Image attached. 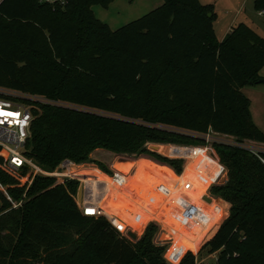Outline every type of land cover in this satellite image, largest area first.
Returning <instances> with one entry per match:
<instances>
[{
  "label": "trees",
  "instance_id": "obj_1",
  "mask_svg": "<svg viewBox=\"0 0 264 264\" xmlns=\"http://www.w3.org/2000/svg\"><path fill=\"white\" fill-rule=\"evenodd\" d=\"M111 1L52 6L0 0V86L104 112L39 105L27 156L53 168L64 157L79 161L101 148L114 157H151L179 173L180 159L147 150L144 143L202 140L167 126L196 133L211 128L264 142L241 92L262 78L263 37L239 23L217 41L214 6L199 0H163L111 29L92 9ZM254 8L264 11V0H254ZM212 156L226 167L227 178L211 191L230 208L202 249L217 253L215 264H264V167L230 145L214 143ZM5 164L0 147V183L12 184ZM75 187L74 181L63 185L37 177L31 187L37 195L19 207H10L0 193V264H170L186 251L178 264H194V247L170 243L162 256L153 223L131 240L105 217L84 216L75 205L57 209L72 201L69 190Z\"/></svg>",
  "mask_w": 264,
  "mask_h": 264
},
{
  "label": "rangeland",
  "instance_id": "obj_2",
  "mask_svg": "<svg viewBox=\"0 0 264 264\" xmlns=\"http://www.w3.org/2000/svg\"><path fill=\"white\" fill-rule=\"evenodd\" d=\"M162 2L163 0H112L107 4V6L94 4L92 9L96 18L108 24L111 29H116L126 24L127 22L153 10L154 8L161 5ZM199 2L201 4H212L214 6L216 16L213 21V27L215 39L217 41H220L225 37L230 26L239 22L248 24L258 35L264 38V20L262 17H260L261 14H259V12L254 8L253 0H199ZM234 20H236V22L232 23ZM258 84L259 86L255 87V90L264 89L263 83H257L254 85ZM253 105V113L255 112L256 114L255 118L263 128L264 132V106L261 105L259 103V100L257 99L253 102ZM36 107L39 109H37V111L40 112L39 106ZM78 109H81V107L78 106ZM82 109L104 114V112L99 110H93L84 107ZM166 128L185 133L182 129L179 128L169 126H167ZM30 135L31 133H29V137ZM235 137L238 139L237 136ZM156 143L159 142L146 141L144 143V147L147 150H155V152L168 158L177 159L174 157L176 151L175 149L180 150L181 148L171 146L170 150L169 145L180 143H160L161 145L157 147L154 146V144ZM182 144L201 145V142H190ZM94 150L92 151L93 153L90 152L88 154L86 159L79 161L73 160L69 157H64L53 168H46V166L30 157L31 162L37 167L41 168V170L47 172V174H37L32 167L26 168L21 176L17 171H7V173L11 177H13L15 181L12 184H9L8 182L0 183V193H2V195L6 197L10 207H19L21 204L37 195V189L31 190V187L37 177H49L53 179L54 184L61 183L63 185H67L69 181H74L76 184L75 190H69L72 201L65 200L64 202H60L56 205V208L60 209L61 207L63 208L67 205H75L77 207L82 201V183L78 180L79 178L74 179L66 175L70 173L71 175L84 178L88 176L101 178L104 177V174L108 176L109 174L113 173L110 168L111 163L115 158V153L111 152L112 155L109 156L108 153L110 152L96 151L94 153ZM124 154L131 156L132 158H137L133 159L136 160L133 165L135 174L130 170L126 172V179L123 181L122 186L113 185V192L111 194V197H109L111 201L107 205L108 207L106 210H104L100 206V213H103L100 216L105 217V219H107V221H109L114 227H120V229L124 231L126 230V236L129 239H131L128 235L129 231L136 234V238L134 240L138 239L145 233L146 227L144 230L142 229L149 220H158L166 229V231L159 230L158 227L153 228L154 230L152 231V237L153 241L155 243L157 242L156 245H159L157 240H159V242L161 241L166 243L164 251L169 246L170 242L175 243L182 249H185L187 247H194V250L196 252H190H192L193 254H198V261L207 259V261L214 263L215 256L209 257L208 251L206 250L207 248L202 249L203 244L201 245V247L200 244L202 241L207 239V237H209L211 233H213L218 222H220L224 218L227 213V206L226 203L221 201L219 198H215L213 200L205 194V192H209L211 195L217 196L214 192L211 191V186L209 187L210 189L208 188V191H206L205 188H207L209 181H204L201 178V175L199 178V176L195 172V168L198 167L197 161L199 159L204 162H201V167L207 166L208 162L203 161L205 158H203V156H201L200 154H195L192 159L191 157L185 159L188 162L184 166V172L182 175H180V177H176L171 173L169 168L161 166L162 164L159 165L160 163H155V161L151 159V157H146L138 153ZM210 157L212 158V161L215 162L213 163L215 166L217 163L219 164L221 170L222 166L224 165L217 162L213 158L212 153H210ZM99 163H101L106 168H104ZM108 163H110V165H108ZM182 167L183 165L181 160V170ZM223 168L224 169L222 171V175L224 176L221 178L222 180L218 179L216 183L213 182L215 183L214 185L222 183V181L226 180L227 169L225 166ZM185 169H189L190 173H186ZM204 175L206 177V174ZM185 181H189L192 183L191 189L189 191V194L192 196V203L196 204L198 198L200 197L202 198V201L208 203L209 205L208 208L204 207L202 210L205 214L208 213L209 216L207 215V219L203 218V221L198 222L196 226H193V224L188 221L187 216H177L172 211H170V208L165 211H159L155 206L156 203L150 204L147 200L148 195L146 194V192H148L150 190L149 188L154 187L156 184L165 183V185L168 184L169 186H171L172 190L169 197H172L178 192L179 189L181 190L185 186L183 184ZM185 194H187V191ZM138 196L140 199L142 198L141 202H143V204H141L144 209L143 211H134V206H130L131 208L127 207L126 199H130L133 204L134 202L135 204H137V200H139ZM150 224L151 223H149L148 225Z\"/></svg>",
  "mask_w": 264,
  "mask_h": 264
},
{
  "label": "built area",
  "instance_id": "obj_3",
  "mask_svg": "<svg viewBox=\"0 0 264 264\" xmlns=\"http://www.w3.org/2000/svg\"><path fill=\"white\" fill-rule=\"evenodd\" d=\"M39 2L47 3L52 6H62L67 2V0H39ZM261 13H263V11H261ZM45 104L78 109V106L72 103L53 100L43 95L27 93L20 90L0 86V147L3 148L6 152V171H17L18 173H20L26 168L32 167L37 174H47V172L34 165L31 162L30 157L27 156L25 152L26 144L29 138L31 122L33 121L35 115L34 109H38L36 106ZM82 108L83 107H81V109ZM183 132H185V134L187 135H191L202 140L201 145H191L192 150L189 156L191 158L195 156V154H200L201 156H203V158H205L203 161L208 162L207 167L212 171L214 169L213 176L217 180L224 176L222 175L224 166H222V169L220 170L219 164L217 163L218 161L214 157L213 158L217 161V164L216 166L213 164L215 162L212 161L210 153H212L211 150L214 143L242 148L243 150L255 156L264 167L263 142L252 139L238 140L234 135L215 132L211 128H208L205 133H196L185 130H183ZM171 146L176 147L174 145ZM199 161L201 160L199 159ZM110 169L113 173L109 174L108 176L104 174V177L101 178L95 176H88L84 178L71 175L70 173L66 175L74 179L79 178L78 180L82 183V201L79 205L77 204V208L82 215L93 218L100 217V215L103 214L100 213V206L104 210H106L108 207L107 205L111 201L109 197H111V194L113 192V185H123V181L126 179V174H122L112 169V167ZM146 194L148 195V202L150 204L156 203L155 206L160 211L165 208L166 204H168L166 198L170 196L171 190L165 185H161L157 190H149L148 192H146ZM139 200H137V204H135V202L133 204L130 199H126V203H128L127 207L131 208L130 206L133 207L134 205V211H138V209L144 210L141 204L143 203L141 202L142 198H139ZM171 202L178 212H183L184 210H186L185 206L173 201ZM188 211H191L192 215L194 214L197 216L200 215L201 212V210L195 204L191 205ZM195 223L198 224V222L196 221ZM116 228L118 229V231H120V227ZM121 233L126 236V230ZM157 241L159 245L164 244V242H159V240ZM194 264H215V262L212 263L210 261H207V259L198 261V254H194Z\"/></svg>",
  "mask_w": 264,
  "mask_h": 264
},
{
  "label": "crops",
  "instance_id": "obj_4",
  "mask_svg": "<svg viewBox=\"0 0 264 264\" xmlns=\"http://www.w3.org/2000/svg\"><path fill=\"white\" fill-rule=\"evenodd\" d=\"M253 6H254V0H253ZM258 12H259V14H261L260 15V17H262L263 18V20H264V11L263 10H257ZM261 11H263V13H261ZM234 22H236V20H234L232 23H234ZM239 23H244V22H239ZM239 23H237V24H239ZM237 24H233L232 26H230L229 27V29H228V32L229 31H231V29L233 28V27H235ZM245 24V23H244ZM246 25H248V24H246ZM249 26V25H248ZM250 27V26H249ZM253 31H254V29L252 28V27H250ZM227 32V33H228ZM255 32V31H254ZM260 36V35H259ZM259 75L261 76V77H264V66L259 70ZM257 86H259V84L258 85H244L242 88H241V92L249 99V102H250V106H249V108H250V113H251V116H252V119H253V122L255 123V125L258 127V128H260L261 129V131H263V128L260 126V124L257 122V120H256V118H255V116H256V114H255V112L253 113V102L257 99V100H259V103L261 104V105H263L264 106V89H259V90H255L254 88L255 87H257ZM159 145H161L160 143H156V144H154V146H159ZM174 146H176V147H181V149L179 150V149H175L176 151H175V155H174V157L175 158H177V159H181L182 160V165H183V167H182V170L179 172V173H177L175 170H174V168L173 167H171L170 165H167V164H159V165H161V166H167L169 169H170V171H171V173L174 175V176H176V177H180V175H182L183 174V172H184V163H185V159H187V158H189L190 156H189V154H191V150H192V146L191 145H187V144H173ZM183 145H185V146H183ZM171 145H169V147H170ZM96 151H106V152H110V151H107V150H105V149H95L94 150V153L96 152ZM153 151H155V150H153ZM93 153V152H92ZM91 155H93V154H91ZM108 155L109 156H111L112 154H111V152L110 153H108ZM115 159V158H114ZM192 159V158H191ZM136 161V160H135ZM153 161V160H152ZM201 162L202 161H197V166L198 167H196L195 168V172L197 173V175L199 176V178H200V175L202 176L201 178L205 181V180H207V181H209V183H208V185H207V188H205L206 189V191H208V188L211 186H213L214 185V183L213 182H216V180L217 179H215L214 178V169H213V171L212 170H210V168H208L207 166H205V167H201ZM155 163H157L156 161H155ZM202 163H204V162H202ZM108 165H110V163H108ZM131 171L135 174V172H134V166L132 167V169H131ZM204 174H206V177H205V175ZM220 180H221V178H220ZM213 183V184H212ZM185 186L180 190H178V192L175 194V195H173L172 197H167L166 199H167V201H168V204H166V206H165V208H163L162 210H160V211H165V210H167L168 208H170L171 210L170 211H172L174 214H176L177 216H183V215H185V216H187L188 218V221H190V223H192L193 224V226H196V223H195V221L196 222H200V221H203V218H205V219H207V215L209 216V214L207 213V214H205L202 210H203V208L204 207H207L208 208V203H206V202H204V201H202V199L201 198H198V201L196 202V204L195 205H197L198 206V208L201 210V212H200V215H192L191 214V211H188V209H189V207L191 206V205H194V203H192V196L189 194V191H190V189H191V185H192V183L191 182H189V181H185L184 183H183ZM161 185H165V183H159V184H156L154 187H151L150 188V190H157L158 189V187L159 186H161ZM167 188H169L170 190H172V187L171 186H169L168 184H166L165 185ZM210 187V188H211ZM209 188V189H210ZM186 191H187V194H185L186 193ZM185 192V193H184ZM205 194L208 196V197H210V199H215V198H219L221 201H223V202H225V203H227L228 205V207H227V213H226V215L224 216V218L220 221V222H218V224H217V226H216V228H215V231L212 233V234H210V236L207 238V239H205L204 241H202L201 242V244H200V247H201V245L202 244H204L207 240H209L212 236H213V234L216 232V230L218 229V227H219V225L225 220V218H227V216L229 215V207H230V204L227 202V201H225V200H223L221 197H219V196H213V195H211L209 192H205ZM188 198H190V199H188ZM171 201H173V202H175V203H179V204H181V205H183V206H185V208H186V210H184L183 212H178L177 210H176V208L173 206V203L171 202ZM127 204V206H128V203H126ZM143 204V203H142ZM130 205V204H129ZM134 206V205H133ZM132 207V206H131ZM138 211H143V210H141V209H138ZM131 212V211H130ZM131 214V213H130ZM184 220V219H183ZM149 223H153V224H155V227H158V229L159 230H162V231H166V229L162 226V224L160 223V221H158V220H149L145 225H144V227H143V230L145 229V227H147L146 225H148ZM185 225H187V224H185ZM189 225V224H188ZM186 227V226H185ZM203 229V228H202ZM120 231L121 232H123L124 230H122V229H120ZM171 243V242H170ZM169 243V244H170ZM155 244H157V243H155ZM165 244L166 243H164V244H162L161 246H164L165 247ZM167 249V248H166ZM165 249V250H166ZM207 250V249H206ZM191 251V250H190ZM208 251V250H207ZM165 252V251H164ZM164 252H163V254H164ZM187 252V251H186ZM185 252V253H186ZM216 255H217V253L216 252H214V253H209L208 252V256L209 257H211V256H215L216 257ZM183 256V255H182ZM182 256H181V258H182ZM164 258V257H163ZM181 258L179 259V261L181 260ZM165 259V258H164ZM166 260V259H165ZM167 261V260H166ZM179 261L177 262V263H171V262H169V261H167L168 263H170V264H178L179 263Z\"/></svg>",
  "mask_w": 264,
  "mask_h": 264
},
{
  "label": "water",
  "instance_id": "obj_5",
  "mask_svg": "<svg viewBox=\"0 0 264 264\" xmlns=\"http://www.w3.org/2000/svg\"><path fill=\"white\" fill-rule=\"evenodd\" d=\"M257 83H263L264 84V78H260L257 80ZM135 163V160L125 157H115L113 162L111 163L112 169L122 173L126 174V172L130 171ZM129 237L131 240H134L136 238V234L131 231L128 232Z\"/></svg>",
  "mask_w": 264,
  "mask_h": 264
},
{
  "label": "bare ground",
  "instance_id": "obj_6",
  "mask_svg": "<svg viewBox=\"0 0 264 264\" xmlns=\"http://www.w3.org/2000/svg\"><path fill=\"white\" fill-rule=\"evenodd\" d=\"M196 252V251H195Z\"/></svg>",
  "mask_w": 264,
  "mask_h": 264
}]
</instances>
